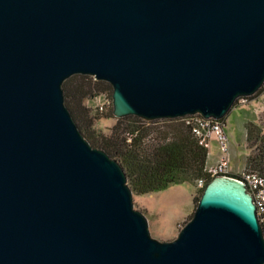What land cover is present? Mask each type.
Returning <instances> with one entry per match:
<instances>
[{"label": "water", "instance_id": "1", "mask_svg": "<svg viewBox=\"0 0 264 264\" xmlns=\"http://www.w3.org/2000/svg\"><path fill=\"white\" fill-rule=\"evenodd\" d=\"M75 74L110 83L115 117L224 118L264 85V0H0V264H264L233 176L174 239L151 236L65 103Z\"/></svg>", "mask_w": 264, "mask_h": 264}, {"label": "trees", "instance_id": "2", "mask_svg": "<svg viewBox=\"0 0 264 264\" xmlns=\"http://www.w3.org/2000/svg\"><path fill=\"white\" fill-rule=\"evenodd\" d=\"M63 90L65 103L83 135L93 146L104 149L120 162L134 194H148L165 189L172 183H192L202 179L203 185L197 188L199 194L195 197L197 205L203 189L215 176L207 170L208 146L194 134L192 115L153 120L136 115L115 117V123L106 134L96 131L93 123L101 117H112L113 106L106 114L92 113L84 101L108 95L112 104L110 83L88 74H75L64 81ZM259 95L264 96V87L247 99L252 100ZM236 105L240 104L237 102ZM101 108L98 106L96 109L99 111ZM225 118L219 119L224 127ZM245 133L250 152L243 170L255 171L264 178L262 128L248 121ZM237 175V172L227 174Z\"/></svg>", "mask_w": 264, "mask_h": 264}, {"label": "rangeland", "instance_id": "3", "mask_svg": "<svg viewBox=\"0 0 264 264\" xmlns=\"http://www.w3.org/2000/svg\"><path fill=\"white\" fill-rule=\"evenodd\" d=\"M92 113L106 114L112 108L108 95L84 101ZM102 106L99 111L96 108ZM116 118L101 117L93 123L96 131L109 134ZM248 121L258 124L264 133V96L236 105L225 118V131L230 142V169L240 172L244 169L245 159L250 150L247 148L245 125ZM207 167L215 165L218 159V148L215 140L208 142ZM196 182L172 183L165 189L148 194H133L135 208L145 213L151 236L160 240L174 239L179 230L191 218L199 192Z\"/></svg>", "mask_w": 264, "mask_h": 264}, {"label": "built area", "instance_id": "4", "mask_svg": "<svg viewBox=\"0 0 264 264\" xmlns=\"http://www.w3.org/2000/svg\"><path fill=\"white\" fill-rule=\"evenodd\" d=\"M237 102L240 105L247 103V96L238 98ZM191 123L193 124V132L201 143L208 145V142L214 139L217 145L218 160L214 166L207 167L208 172L212 176H227L232 170L230 169V142L224 125L219 119L205 118L199 114H192ZM237 174L236 178L246 185L248 192L252 195L264 232V178L251 170H242ZM196 185L202 187L203 180H197Z\"/></svg>", "mask_w": 264, "mask_h": 264}, {"label": "crops", "instance_id": "5", "mask_svg": "<svg viewBox=\"0 0 264 264\" xmlns=\"http://www.w3.org/2000/svg\"><path fill=\"white\" fill-rule=\"evenodd\" d=\"M207 159H208V156H207ZM217 160H218V159H217ZM217 160H216V161H217ZM232 172H236V170H232Z\"/></svg>", "mask_w": 264, "mask_h": 264}]
</instances>
